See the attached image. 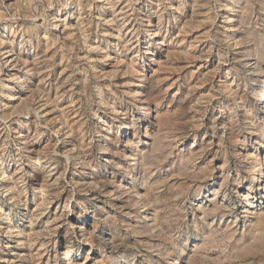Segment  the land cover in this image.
Instances as JSON below:
<instances>
[{"label":"rangeland","instance_id":"1","mask_svg":"<svg viewBox=\"0 0 264 264\" xmlns=\"http://www.w3.org/2000/svg\"><path fill=\"white\" fill-rule=\"evenodd\" d=\"M264 0H0V264H264Z\"/></svg>","mask_w":264,"mask_h":264},{"label":"bare ground","instance_id":"2","mask_svg":"<svg viewBox=\"0 0 264 264\" xmlns=\"http://www.w3.org/2000/svg\"><path fill=\"white\" fill-rule=\"evenodd\" d=\"M261 101L259 102V104L264 108V89H263V95L261 96Z\"/></svg>","mask_w":264,"mask_h":264}]
</instances>
